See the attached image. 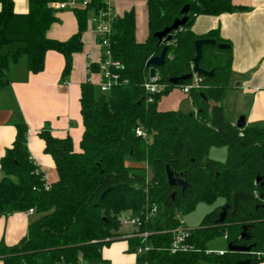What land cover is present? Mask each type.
Here are the masks:
<instances>
[{"label":"trees","instance_id":"16d2710c","mask_svg":"<svg viewBox=\"0 0 264 264\" xmlns=\"http://www.w3.org/2000/svg\"><path fill=\"white\" fill-rule=\"evenodd\" d=\"M66 1L27 0V12L17 14L13 0H0V91L8 85L9 63L22 56L28 71L38 74L43 70L46 52H57L64 58L62 77L70 74L72 56L82 50L87 13L103 9L104 4L89 0L84 8L73 9L76 34L65 42L50 40L46 32L57 21L58 11L53 5ZM145 1L148 37L143 43L135 40L133 13L116 18L112 24L110 50L113 60L122 65L118 74L123 84L107 96H95L89 83L81 85L80 151H73L68 136L55 138L48 130L39 132L44 153L52 158L57 174V181L48 189L42 173L30 160L27 127L15 125L14 141L0 159V218L28 210L33 211V217L26 237L17 245L0 244L3 264H100L101 248L121 238L117 234L119 219L125 214L140 215L152 204L158 207V214L139 231L153 233L149 237L153 250L137 256V264L264 262V125L238 130L225 119L222 102L230 88V46L217 30L203 37L191 30L199 15L220 16L242 8L233 6L231 0ZM185 4H189L186 23L171 33L169 41L157 40L154 34L180 19ZM199 39L214 40L215 45L201 47L199 68L212 71V75L198 76V88L189 91L193 110L187 114L158 111L160 98L176 88L169 80L191 73L194 42ZM218 44L229 48L218 50ZM11 46H15L12 51ZM164 47L165 61L155 69L153 82L163 90L149 95L144 90L150 69L146 63L159 56ZM90 68L93 72L96 69L94 65ZM137 129L144 138L136 135ZM221 148L226 150L223 162L208 158L210 150ZM166 166L185 182L183 190L167 185ZM257 178L260 181L255 183ZM235 193L252 194L253 198L239 202L232 216ZM200 203L213 208L201 226L191 230L186 242L192 250L169 254L171 236L158 232L175 228L176 214L191 211ZM223 209L225 220L218 223ZM243 228L245 239L241 238ZM219 236L228 244L253 245L250 253L262 256L248 259L249 254L228 251L222 256L206 255V243ZM128 241L131 247L140 243L136 237Z\"/></svg>","mask_w":264,"mask_h":264},{"label":"crops","instance_id":"0c3cea01","mask_svg":"<svg viewBox=\"0 0 264 264\" xmlns=\"http://www.w3.org/2000/svg\"><path fill=\"white\" fill-rule=\"evenodd\" d=\"M109 2L116 18L133 13L135 40L143 43L148 37V13L145 0H101ZM65 9L55 14L57 21L46 32V37L59 42L67 41L77 32L73 9L83 8V0H68ZM242 10L220 16L199 15L192 22L191 30L203 37L210 31H218L219 37L230 46L231 75L229 90L222 102L225 119L235 126L244 117V128L264 125V0H231ZM17 14L27 12V0H13ZM146 27V36L144 28ZM140 38L136 33L140 31ZM82 50L72 56L70 74L63 78L64 58L61 54L48 51L43 70L38 74L28 71L26 58L22 56L8 65V85L0 91V159L14 141L16 124L27 127L26 147L30 160L42 173L45 183L57 181L52 158L44 153V142L38 134L48 130L55 138L69 137L73 151L79 152L83 133L80 115L81 85L91 78L96 87L97 63L100 51L87 20V29L81 37ZM11 46L9 50H14ZM95 71L88 69V64ZM172 90L161 97L159 104L165 105L161 112H184V102L193 110L188 95ZM180 94V95H179ZM163 100V101H162ZM188 110V113L190 112ZM184 114V113H182ZM3 173L0 169V181ZM33 217L27 213H13L0 218V244L7 247L17 245L27 235L28 224ZM129 235V234H128ZM101 248L100 264H137L134 247L127 236ZM0 264H3L0 261ZM258 264H264L260 262Z\"/></svg>","mask_w":264,"mask_h":264},{"label":"built area","instance_id":"2783aa9c","mask_svg":"<svg viewBox=\"0 0 264 264\" xmlns=\"http://www.w3.org/2000/svg\"><path fill=\"white\" fill-rule=\"evenodd\" d=\"M88 2L89 0H83V8L87 6ZM102 2L104 4V8L98 11L90 9L87 13V20L89 25L91 26L96 39V45L100 51L96 73L98 78L95 86L101 94H106L109 93L113 88L117 87V85L123 84V82H121L120 76L118 74V72L122 68V65L119 62L113 60L110 50V38L113 34L112 24L116 17L111 11L109 2ZM66 6L67 2L53 5L56 10L65 9ZM87 66L90 71L91 64L89 63ZM148 81L149 82L144 85V90L147 94L150 95L160 93L163 90V87L161 85L153 83L155 81V77L153 79L148 78ZM198 82V76L192 74V79L190 80V82L186 85L180 86L179 89L183 94L188 95L191 89L198 88ZM87 83L93 85L91 78L87 80ZM151 101L152 99L149 97L148 102ZM135 133L138 137H145V134L139 129H137ZM239 136H242V134H239ZM45 189H48L47 184L45 185ZM158 211V207L155 204H152L148 208H146L140 215L125 214L119 219L121 227H131L134 229L133 233L129 234L127 238L136 237L140 240V243L134 247V251L137 256L145 255L146 253H149L153 250V245L149 241V237L153 233L148 231H139V228H141L145 224L153 222L158 214ZM26 213L32 215L33 211L28 210ZM175 220L177 222V226L175 228L169 231L158 232L159 234H170L171 242L167 251L171 255H175L177 253H185L192 250L191 246L186 242L190 235L191 229L186 227L185 223L179 215L175 216ZM224 253L225 252H214L209 250L205 252L206 255L212 254L216 256H222ZM140 264L148 263L144 261Z\"/></svg>","mask_w":264,"mask_h":264},{"label":"water","instance_id":"95a60500","mask_svg":"<svg viewBox=\"0 0 264 264\" xmlns=\"http://www.w3.org/2000/svg\"><path fill=\"white\" fill-rule=\"evenodd\" d=\"M189 12V4H185L180 9V19H175L172 24L169 27L164 28L162 31L157 32L154 34V37L159 41H169L171 37V33L178 30L180 27H182L186 21H187V14ZM214 46L215 41L211 39H199L194 42V50H195V56L192 61V71L188 75H184L178 78H172L169 80V83L174 87H180L183 83L190 81L192 79V74H195L196 76H211L212 71H204L199 68V60L201 58V47L202 46ZM229 47L226 44H218L217 49L218 50H227ZM167 48L164 47L159 56L152 57L149 59L146 63L147 67H150L149 69V79H153L155 77V69L157 67H161L164 64L165 57H166ZM200 97L206 101V98L201 94ZM244 117H240L237 121L235 127L238 130H242L244 128ZM165 176L167 185L170 188H180L184 189L186 184L185 182L180 178V176L174 175V173L169 169L168 166L165 167ZM260 181L259 178L256 179L255 183H258ZM174 192L171 194V197L174 196ZM105 193L101 196L103 198ZM253 198L252 194H244V193H235L233 196V202H232V212L231 215L233 216L238 209V203L241 201H248ZM226 217V211L223 209L221 213L219 214V217L217 219L218 223H223ZM245 229L243 228V232L241 233V238H246V235L244 233ZM253 248V245L251 246H244V245H232L229 243L227 245V251L228 252H234V253H242V254H249ZM250 260H243V261H237L233 264H249Z\"/></svg>","mask_w":264,"mask_h":264},{"label":"rangeland","instance_id":"374dc122","mask_svg":"<svg viewBox=\"0 0 264 264\" xmlns=\"http://www.w3.org/2000/svg\"><path fill=\"white\" fill-rule=\"evenodd\" d=\"M145 29H146V27L144 28L143 36H146V33H147V31ZM141 33L142 32L140 29V31H138V33H136V38L137 37L140 38ZM93 89H94V95L95 96H100V95L107 96V94H101L96 87H94ZM178 89L179 88L176 87V88L172 89V91L179 93ZM164 96H166V95H164ZM164 96H162V97H164ZM159 101L157 104L158 109H163L165 107V105H163L162 103L159 104ZM183 106H184V109H182V110L184 112H182V113L187 114L188 110L190 111L189 107H187V102H184ZM225 156H226L225 148L212 149L209 151V154H208L209 159L219 161V162H223L225 160ZM127 165L130 166V165H132V163L127 161ZM212 208H213V206H209L207 204L200 203V204H197L193 210L185 212V213L179 212L176 215L180 216V218L183 220V222L185 223L187 228L194 230V229H198L201 226L203 218L205 217V215H207L212 210ZM133 231H134V229L131 227H119L117 234L120 237H122V236H125L128 234H132ZM227 245H228V243H227L226 239L223 236H219V237H216V238L209 240L206 243V249L209 251H214V252H218V251L226 252L227 251ZM261 256H262L261 253L257 254V253L252 252V253H249V255L246 257L249 259L252 257L258 258Z\"/></svg>","mask_w":264,"mask_h":264},{"label":"flooded vegetation","instance_id":"af4514ba","mask_svg":"<svg viewBox=\"0 0 264 264\" xmlns=\"http://www.w3.org/2000/svg\"><path fill=\"white\" fill-rule=\"evenodd\" d=\"M245 239V238H244Z\"/></svg>","mask_w":264,"mask_h":264}]
</instances>
